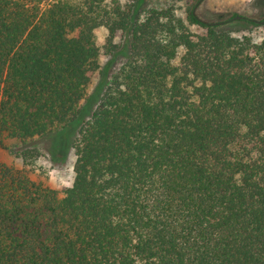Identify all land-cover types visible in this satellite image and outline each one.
<instances>
[{
    "label": "trees",
    "instance_id": "1",
    "mask_svg": "<svg viewBox=\"0 0 264 264\" xmlns=\"http://www.w3.org/2000/svg\"><path fill=\"white\" fill-rule=\"evenodd\" d=\"M146 2L0 0V147L18 162L0 161V264H264V15ZM100 27L125 59L76 123ZM58 136L60 194L27 170L28 142Z\"/></svg>",
    "mask_w": 264,
    "mask_h": 264
},
{
    "label": "rangeland",
    "instance_id": "2",
    "mask_svg": "<svg viewBox=\"0 0 264 264\" xmlns=\"http://www.w3.org/2000/svg\"><path fill=\"white\" fill-rule=\"evenodd\" d=\"M125 1V0H124ZM146 3L154 2V0H146ZM197 14L207 21L225 19L233 13L260 17L264 15V0H202L196 8ZM236 29L237 25L231 26ZM243 30L254 36V39H259L261 31L259 28L245 27ZM94 35L97 44L100 46V56L98 59V69L90 78L87 86L88 99L82 106L79 122L82 118L87 117V113L93 109L102 93L104 83L108 81L116 72L120 65L124 62L125 53L128 43L125 36L117 32L114 36L113 48L110 52H104L107 31L104 28L94 30ZM69 133H66L68 135ZM63 136V135H62ZM58 136L53 141V147H47L46 142L41 138H36L28 142L29 146H34L39 150V157L34 166L28 167V173L34 180L43 182L48 187L56 190L59 194L67 187L72 178V161L73 155L71 150L65 154V151H55L56 146L62 142L63 137ZM15 143L6 141L3 147H0V161L5 163H18L13 151ZM59 149V148H58ZM58 155L51 161L52 156Z\"/></svg>",
    "mask_w": 264,
    "mask_h": 264
},
{
    "label": "water",
    "instance_id": "3",
    "mask_svg": "<svg viewBox=\"0 0 264 264\" xmlns=\"http://www.w3.org/2000/svg\"><path fill=\"white\" fill-rule=\"evenodd\" d=\"M235 18H238V16H236Z\"/></svg>",
    "mask_w": 264,
    "mask_h": 264
}]
</instances>
